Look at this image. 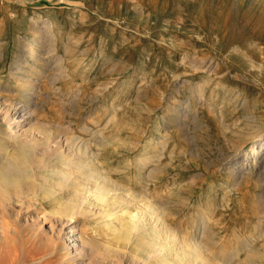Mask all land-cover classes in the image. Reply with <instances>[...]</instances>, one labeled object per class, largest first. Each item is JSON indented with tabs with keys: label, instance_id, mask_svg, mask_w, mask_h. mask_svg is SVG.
Returning <instances> with one entry per match:
<instances>
[{
	"label": "rangeland",
	"instance_id": "1",
	"mask_svg": "<svg viewBox=\"0 0 264 264\" xmlns=\"http://www.w3.org/2000/svg\"><path fill=\"white\" fill-rule=\"evenodd\" d=\"M35 39L34 60L15 63ZM0 89L13 123L28 105L25 129L61 130L73 143L63 161L92 165L70 173L64 199L103 186L108 201H90L97 214L152 206L148 233L130 244L101 234L98 215L79 219L83 264L93 254L94 264H163L158 248L174 264H264V0H0ZM33 133L40 150L45 137ZM146 136L160 143L142 148ZM58 159L45 165L68 172ZM40 164L36 182L52 181ZM36 182H24L32 198ZM59 204L38 216L57 218ZM8 207L0 264H65Z\"/></svg>",
	"mask_w": 264,
	"mask_h": 264
},
{
	"label": "bare ground",
	"instance_id": "2",
	"mask_svg": "<svg viewBox=\"0 0 264 264\" xmlns=\"http://www.w3.org/2000/svg\"><path fill=\"white\" fill-rule=\"evenodd\" d=\"M38 32H39V30H38ZM36 42H38L37 39H35V43L32 44L31 47L27 46L29 48V50L25 53L24 52L22 53L21 51L15 50V52H13V55L11 56L12 59H16L15 63H17V60L20 56H23L24 62H26V64H29L31 61H33L35 58L33 47L35 46ZM17 66L18 65H16L15 67L17 68ZM27 66H29V65H27ZM15 67H13V69H15ZM17 72L20 73V70ZM13 75H15V74H13ZM9 76H12V75H9ZM19 80H22V79H19ZM1 97H0V116L2 113H4L3 110H5V116L3 117L2 122H0V215H1L0 229H1L2 237L5 238L6 236H8V232H9L8 222L6 221V219H8V217H9L8 210L10 207H8V206H12V207L16 206V209H14L15 210L14 214H16L15 215L16 219L19 222H21V226L24 227L25 230L31 231L32 237L44 238L45 242L47 243L46 245L48 247V250L50 251L48 255H51V254L62 255L64 257V259L66 260V261L65 260L63 261V262H65V264H70V262H73V264H83L82 262H83V257L85 256V247L87 246L86 240H85V238L84 239L81 238L82 236L81 237L77 236L78 238H80V239H78V238H76V234L73 235V232L76 231L75 225L79 221V219H86V221L87 220H93L94 216H96V215H98L99 218H103L104 226L101 230V234L105 235L107 237V239H109L111 242H115V243L119 242L120 240H123L126 242L129 241V244H130V239H131L130 237L133 234L136 235L137 233H140V234L148 233L147 219H146V217H148V216H146V213L148 210H150V208L152 209V206H145V207L142 206V207H144L145 210H142L144 213L142 212L141 215L128 214L127 211L124 209L123 211H121L122 213L120 212L121 214L118 213V214H120L121 218L116 217V215L114 213L113 214L115 215V217H114V215H112L113 217L108 215V211H106V210L99 211L97 214V211H98L97 208L100 209V206H93L90 201L95 198L97 200L96 202H98L102 205L108 201L107 196H108L109 190H107L103 186H100V188H98L97 187L98 184H97L96 187L98 189L93 188L95 190H89L87 188L86 191L89 192V195H85V194L71 195L70 197L64 199L65 193L70 191V187H71L72 183L75 182V181H73L74 179H72L73 175L70 173H73V172H78L81 174L86 173L87 172L86 170H88V168L91 167L92 165L90 166L87 164L89 166V167H87V165L84 163L85 160L83 162L81 160L78 161L77 159H76L77 160L76 162L69 161V160L63 161V160H65L64 159L65 156L69 157V155L68 156L66 155L68 152L67 153L64 152L63 145L65 144L67 146L68 145L67 143H69L70 145L73 143H70L71 141L68 142L67 140H65L66 142L62 141L63 138H61V136L59 135L61 130L57 131L58 132L57 135H54V132L56 133V130H54V132L48 131L47 134L45 133L46 135H44V133L42 131H39L36 129L35 130L30 129V128H29L30 130L25 129L23 127L24 125L22 126L21 124L22 123L27 124L30 121L31 115H29V114H31V113H29L28 105H23V106L21 105V106L15 108L14 114L17 115L16 117L19 120H18V123H13L11 121L12 115L9 114V113H11L13 108L8 106V104H5L4 101L6 99L4 98V100L2 101ZM3 121H6L7 123H8V121L10 122L8 124L9 125L8 128L5 127L6 122L3 123ZM34 131H36V133H38V134L44 135V137H45V139L41 145L43 147L40 148V150L39 149L34 150V145H35V142H34L35 137H34V133H33ZM25 138H30V142L25 141L24 140ZM159 143H160L159 139H154V138L146 136V137H144V143L141 144V147L146 148V147H148V145H151V146L154 145L155 146V145H158ZM70 150L73 151L72 148ZM36 151H38L39 153H37ZM12 152H13V154H11ZM36 154H40L41 159H37ZM69 158H71V157H69ZM55 159H58L59 163L61 165H67V166L69 165V168H70L69 171L70 172L69 171L67 172V170L64 171L63 169L58 168L57 165H56L57 167L53 164L50 165L49 163H48V165H50V166L45 165L46 161L52 162V160L54 161ZM86 161H88V160L86 159ZM41 162L44 163V165H45V166H43L44 167L43 170L48 169L49 174H52V176H53L52 181H46V179L42 178V182H36L35 176L33 175V167L36 164H40ZM42 163L40 164V167H42L41 166V165H43ZM91 172L89 173L90 175H91ZM75 174H74V176H75ZM75 177H77V176H75ZM30 179L34 180L38 186V194L36 195V198L31 197L32 190L30 189L29 185L28 186L24 185L25 180H30ZM90 180H92V179H90ZM87 187H89V185ZM93 187H94V185H93ZM71 194H72V191H71ZM90 194H91V198H90ZM62 199H63V201H62ZM95 199H94V201H95ZM44 202L48 203L49 205L60 203L59 207L57 208V211H56V213L58 215L57 218H54V216H53V218H50V217H48L49 215L47 216L46 214H43L42 216H38L39 213L37 212V210H38L37 206L38 207L42 206V203H44ZM113 204H114V202H113ZM114 206L115 205H113V207ZM12 210H13V208H12ZM117 210L118 209L115 210V213L117 212ZM117 216H119V215H117ZM159 220H157L156 222L154 221L155 222V223L153 222L154 224L152 223L154 225L153 227H155V228L159 227V225L162 223L161 222L162 220L161 221H159ZM87 226L88 225H86L85 227H87ZM153 227H152V229H153ZM163 227H165V226H163ZM204 227H205V225H204ZM67 229H68V234H70V237L65 238V237H63V233ZM96 229H97V227H96ZM162 230L165 231L164 229H162ZM167 234H171V233H167ZM80 235H81V233H80ZM165 236H167V235H165ZM172 236H173V234H172ZM174 238L175 237L171 238L172 243H173V241L176 242V240ZM245 243H246V241H245ZM195 244L196 243H194V245ZM242 245H244V243ZM249 245H252V244H249ZM197 246H199V245L197 244ZM239 246L241 247V245H239ZM194 247H193V249H194ZM187 248L189 249V247H187ZM195 248H197V247H195ZM242 248H240V249H242ZM112 250L115 251L116 253L118 252L115 249H112ZM155 251H156L157 256L159 257L158 262L161 261V263L163 262V264H174L173 262H171L170 259H168L166 257V255L164 253L165 250L163 248H160V249L158 248V250L156 249ZM143 253L146 255L149 253L148 247H145L143 249ZM151 254L153 255V253H151ZM93 257H95L94 254L91 258V260H93L91 262V264H94L97 262V260H94ZM150 257H151V255H150ZM75 260H77L78 262L76 261V263H74ZM154 261H155V258H154ZM182 261H184V260H182ZM201 261H202V259H201ZM203 261H202V263H204ZM206 262H209V261L207 260ZM215 262H216V260H215ZM143 264H144V262H143Z\"/></svg>",
	"mask_w": 264,
	"mask_h": 264
}]
</instances>
